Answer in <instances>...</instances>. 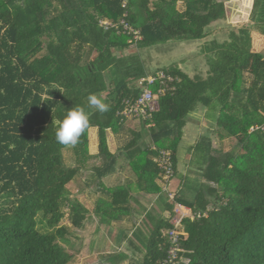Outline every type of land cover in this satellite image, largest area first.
I'll use <instances>...</instances> for the list:
<instances>
[{"label": "trees", "instance_id": "trees-1", "mask_svg": "<svg viewBox=\"0 0 264 264\" xmlns=\"http://www.w3.org/2000/svg\"><path fill=\"white\" fill-rule=\"evenodd\" d=\"M179 1L190 17L177 11ZM214 1L0 0V264H70L77 251L61 222L66 217L78 231L89 216L99 230L116 226L114 242L127 249L109 253L107 264H162L175 204L194 215L183 219L180 264H264V55L251 37L264 39V0H253L250 28H229L225 40L201 45V74L190 77L174 64L149 68L144 58L149 49L208 38L212 15L199 23L192 16L206 15ZM122 20L140 40L99 24ZM131 48L136 53L124 55ZM158 72L175 79L173 91L159 96L158 110L139 120L140 130L128 129L131 120L118 115L122 101L137 98ZM99 74L108 80L105 88ZM90 94L109 111L89 108ZM75 106L85 108L90 126L75 146H64L56 129ZM198 107L196 121L212 127L185 148L182 160L184 129ZM92 128L97 150L89 154ZM107 131L128 132L130 139L112 153ZM67 149L73 165L65 162ZM162 151L170 153L171 178L181 182L172 200L171 178L162 190ZM125 169L121 183L107 185ZM84 173V186L95 195L91 211L67 189Z\"/></svg>", "mask_w": 264, "mask_h": 264}, {"label": "rangeland", "instance_id": "rangeland-1", "mask_svg": "<svg viewBox=\"0 0 264 264\" xmlns=\"http://www.w3.org/2000/svg\"><path fill=\"white\" fill-rule=\"evenodd\" d=\"M252 3L253 0H215L210 3L206 15L201 17L192 16L193 21L199 23L206 20L208 15H212L213 20L210 21V24L207 27V30L210 31L209 37L202 40L179 44H166L158 47L157 49H149L146 53H144L145 61H148V67L161 68L169 67V65L174 64L178 69L182 70L190 77L205 72V62L202 55L199 53L201 45H203L206 41H211L212 39L220 42L225 40L226 35L230 30L229 28H250L251 25L248 22V17ZM176 9L182 16L190 17L183 2L179 1L176 4ZM221 12L224 13V18L219 16ZM251 37H254L253 49L264 55V39L258 38L254 32H251ZM132 53H136L134 48L127 50L124 55ZM96 78L103 88L107 86L108 80L106 77L99 74ZM202 111V108L198 107L196 112L188 117V119L192 117L195 119H190L187 127L184 129V138L181 142L178 153L182 160L188 159L185 148L192 145L200 133H204L205 129L212 127L210 121L204 118H202L199 123L196 121L201 118ZM126 127L128 129L130 128L138 131L140 130V122L139 120L128 121L126 123ZM129 139L130 135L128 132L124 131L121 134L115 135L110 131H107L108 148L112 153H117L123 144ZM144 141L146 144L149 143V139L146 135H144ZM213 144L214 147H218L217 140L214 137ZM225 144L228 146L230 142H225ZM96 150V129L92 128L88 131V152L89 154H94L96 153ZM63 155L67 165L74 164V154L71 149L65 150ZM179 168L180 172H183L182 166ZM127 172L128 171H126V169L122 173L116 172L114 175L107 178L105 182L108 186L117 185L122 182L123 178L128 176ZM86 177L87 174H81L77 180L72 181L67 185V189L69 190L71 197L77 198L89 211H91L95 195L91 192L92 189L84 186V180ZM162 184L164 185V183ZM180 185L181 182L179 176L171 178L167 185V192L170 194V198H173V194L179 189ZM165 189L162 188V190ZM144 200L150 205H153V197H145ZM138 222L140 223L141 219H138ZM61 225L68 228V237L70 238L74 249L77 251L72 257L70 264H107L106 256L109 255V253H116L121 250L127 251L124 246L118 247L114 242L117 227L112 226L106 231L103 228L99 230L97 229L96 222L92 216H89L82 230L77 231L72 229L66 217L61 222Z\"/></svg>", "mask_w": 264, "mask_h": 264}, {"label": "built area", "instance_id": "built-area-1", "mask_svg": "<svg viewBox=\"0 0 264 264\" xmlns=\"http://www.w3.org/2000/svg\"><path fill=\"white\" fill-rule=\"evenodd\" d=\"M100 26L104 29L115 28L119 29L121 27L123 32L131 34L134 40H140L139 31L133 29L125 20H122L118 25H113L108 21H99ZM175 79L166 75L163 72H158L155 76H150L146 79V86L141 90L139 96L134 99H125L122 101V109L118 112V115L122 119L129 120H140L150 118L153 113H155L158 108V98L159 96H164L167 92H171L174 89ZM159 84L158 91L153 93L151 87L155 84ZM250 129V131H252ZM261 130L264 131V125L261 127ZM157 163L159 168L162 171V188L165 189V184L173 175L172 170V160L170 153L168 151H162L157 158ZM173 199L172 197L170 198ZM173 217L171 219L172 228L167 231V237L169 241V248L166 253V258L162 264H180L184 263L183 260H179L178 253L181 251L179 247L180 237H186L185 232L183 231V219L185 218H194V215L191 211L180 205L175 204L173 208ZM200 216V215H197Z\"/></svg>", "mask_w": 264, "mask_h": 264}, {"label": "clouds", "instance_id": "clouds-1", "mask_svg": "<svg viewBox=\"0 0 264 264\" xmlns=\"http://www.w3.org/2000/svg\"><path fill=\"white\" fill-rule=\"evenodd\" d=\"M88 107L95 109L99 113L109 111V105L96 94H90L87 97ZM90 122L85 108L80 106L72 107L67 110L63 120L59 121L56 129V141L64 146H75L81 136L89 128Z\"/></svg>", "mask_w": 264, "mask_h": 264}]
</instances>
